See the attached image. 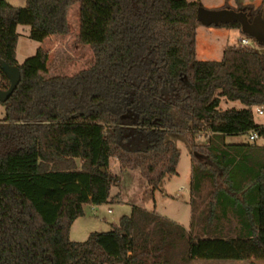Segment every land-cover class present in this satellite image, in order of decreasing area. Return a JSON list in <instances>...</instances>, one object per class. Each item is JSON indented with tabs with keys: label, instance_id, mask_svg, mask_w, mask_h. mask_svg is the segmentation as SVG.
<instances>
[{
	"label": "trees",
	"instance_id": "16d2710c",
	"mask_svg": "<svg viewBox=\"0 0 264 264\" xmlns=\"http://www.w3.org/2000/svg\"><path fill=\"white\" fill-rule=\"evenodd\" d=\"M75 5L79 43L92 49L94 64L46 78L49 58L40 47L19 65L17 28L29 26L40 43L67 35ZM198 7L188 0H26L25 7L0 0V62L21 71L13 95L0 102V264L264 260V148L228 143L252 130L264 137L254 116L264 106V46H231L221 61L199 60ZM261 9L236 11L254 17ZM9 87L0 65V91ZM223 100L244 108L222 110ZM207 132L211 138L198 144ZM169 136L191 149V232L134 207L111 231L71 241L85 205L108 203L119 185L112 159L140 170L154 191L178 175L181 151ZM196 199L208 201L204 210Z\"/></svg>",
	"mask_w": 264,
	"mask_h": 264
},
{
	"label": "rangeland",
	"instance_id": "374dc122",
	"mask_svg": "<svg viewBox=\"0 0 264 264\" xmlns=\"http://www.w3.org/2000/svg\"><path fill=\"white\" fill-rule=\"evenodd\" d=\"M15 7H25L26 0H7ZM196 3L199 7L208 10L233 9L238 10L240 6L251 9H259L263 6L264 0H188ZM247 12V13H248ZM260 12L264 15V9ZM254 16V17H255ZM69 33L64 36H52L45 40V43L36 42L30 39L31 28L19 26V34L16 59L22 65L28 58L35 56L37 50L42 47L47 53L48 72L46 78L57 76H74L81 71L89 69L94 64V53L88 46L79 43V6L72 7L69 13ZM246 36L241 29L221 28L219 26L206 27L202 24L197 28V58L201 61H221L225 50L231 46L242 47V40ZM251 40L252 48H261L254 39ZM6 91V90H3ZM242 109L240 102L223 100L222 110ZM4 115L0 106V118ZM255 121L264 127V106L263 114L259 115L254 109ZM181 151V158L178 165V175L165 180L158 190H152L147 181L142 177L140 170H129L124 168L119 161L112 159L110 172L120 178L118 186L111 189L108 203L101 206L85 205V215L77 219L71 228L70 239L73 242L84 243L94 232H109L114 225H118L124 216H130L134 207L141 208L148 212H154L169 220L177 221L178 224L191 230L192 226V154L187 142L181 136H169ZM198 144L205 143L204 139L196 138ZM228 143L239 145L249 144L248 134L228 137ZM259 148H264V139L257 143ZM262 158V154H260ZM204 190V196L209 192ZM194 198V197H193ZM200 211L204 210L208 201L202 202L196 199ZM188 232V231H187ZM190 233V232H189ZM200 261V260H198ZM222 261H210L218 264ZM197 263V262H196ZM225 263V262H222ZM237 264H264V260H245Z\"/></svg>",
	"mask_w": 264,
	"mask_h": 264
},
{
	"label": "water",
	"instance_id": "95a60500",
	"mask_svg": "<svg viewBox=\"0 0 264 264\" xmlns=\"http://www.w3.org/2000/svg\"><path fill=\"white\" fill-rule=\"evenodd\" d=\"M197 21L206 27L238 23L245 36L254 39L259 45L264 46V15L262 12L251 20L245 11L233 9L208 10L198 7ZM0 65L10 82L8 90L0 91V102L5 103L19 86L21 71L18 66H11L4 61H1Z\"/></svg>",
	"mask_w": 264,
	"mask_h": 264
},
{
	"label": "built area",
	"instance_id": "2783aa9c",
	"mask_svg": "<svg viewBox=\"0 0 264 264\" xmlns=\"http://www.w3.org/2000/svg\"><path fill=\"white\" fill-rule=\"evenodd\" d=\"M242 47H251V40L249 38H244L242 40ZM255 111L257 114L262 115L263 114V107H256ZM211 133H201L198 135V138L204 139L205 142H207L211 138ZM248 138H249V143L255 144L257 143L260 139H264V137H261L259 131L257 130H252L248 133Z\"/></svg>",
	"mask_w": 264,
	"mask_h": 264
},
{
	"label": "crops",
	"instance_id": "0c3cea01",
	"mask_svg": "<svg viewBox=\"0 0 264 264\" xmlns=\"http://www.w3.org/2000/svg\"><path fill=\"white\" fill-rule=\"evenodd\" d=\"M45 43V41L42 43V44H44ZM42 48V47H41ZM229 144H232V143H229ZM234 144V143H233ZM206 193H209V192H206ZM192 196V199H193V195H191ZM90 206H92L93 208L92 209H94V205H90ZM191 206V205H190ZM85 210V209H84ZM191 210H192V206H191ZM171 221H174V220H171ZM174 222H176L177 223V221H174ZM184 228L188 231V232H191V230H189V229H187L185 226H184ZM251 260V259H250ZM197 262V263H196ZM222 262H225V263H222ZM221 263H218V264H237L239 261H222ZM191 264H214V263H210V261H203V260H200V261H198V260H193L192 262H191Z\"/></svg>",
	"mask_w": 264,
	"mask_h": 264
},
{
	"label": "flooded vegetation",
	"instance_id": "af4514ba",
	"mask_svg": "<svg viewBox=\"0 0 264 264\" xmlns=\"http://www.w3.org/2000/svg\"><path fill=\"white\" fill-rule=\"evenodd\" d=\"M249 18L252 20L254 17H252V16H249Z\"/></svg>",
	"mask_w": 264,
	"mask_h": 264
}]
</instances>
